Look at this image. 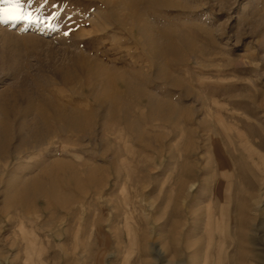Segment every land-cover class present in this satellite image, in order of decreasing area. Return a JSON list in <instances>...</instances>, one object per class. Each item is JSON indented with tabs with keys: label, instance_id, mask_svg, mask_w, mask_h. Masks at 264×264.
<instances>
[{
	"label": "rangeland",
	"instance_id": "1",
	"mask_svg": "<svg viewBox=\"0 0 264 264\" xmlns=\"http://www.w3.org/2000/svg\"><path fill=\"white\" fill-rule=\"evenodd\" d=\"M128 3L156 59L131 49L128 25L89 33L88 53L125 63L136 95L118 88L98 107L66 93L94 111L82 135L37 129L51 82L84 51L66 31ZM8 8L0 0V264H264V0Z\"/></svg>",
	"mask_w": 264,
	"mask_h": 264
},
{
	"label": "bare ground",
	"instance_id": "2",
	"mask_svg": "<svg viewBox=\"0 0 264 264\" xmlns=\"http://www.w3.org/2000/svg\"><path fill=\"white\" fill-rule=\"evenodd\" d=\"M127 6L129 12L125 15L127 17H125L124 15L123 17L121 15H118L119 13L117 14L116 11L112 8L110 12V19L105 22L106 24L100 28L98 24L92 26L91 24H89L88 26L80 27V29H69L67 31L65 30L67 36L72 39H78L79 37L84 38V40H81L82 42L79 43L80 50L84 51H79L74 55L71 65L65 69L64 75L59 78L61 88L57 86L53 87V82H51L50 86L52 88L48 90V93H46V97L43 99L42 104L36 108L37 112L34 124L37 129L42 128L47 133H50L55 131L53 127H56V129H64L67 132H71L74 134L82 133V129L79 127L81 120H87L88 118H90V116L94 114V111L87 112L85 108L83 109V107L80 108L81 106H76L72 101V103L70 101L67 102L65 100V96L67 95L66 93L82 97H91L94 104L98 107L103 106L104 102L107 101V97L109 96L111 91H117L118 88H121V92L126 95H136L135 93L137 92L136 90L138 88L134 89L131 80L127 79V77L125 78V76H123L125 74H122L123 70L121 68L125 67V63L120 62V60H112L109 56H106L107 48H101V50H98L97 54L95 55H93V52L88 53V51L90 52V50H94L93 44L98 39L96 36H91L89 33H97L99 31L104 32L107 27H109L111 30H123V28H125V26L127 27L128 25L129 31H126L125 35L131 42V49L135 48L136 46H143L144 48H146L145 51L147 56L151 60L156 59L157 55L154 53L153 43L151 42V39L146 36L147 34L145 35L146 30L142 26L140 19L136 13L135 3H128ZM35 21L38 20L35 19ZM120 44L123 45L124 43H119L118 41V46L116 48L117 51L120 50ZM166 54V52L160 53V55L163 57H165ZM128 56L132 57L131 53H128ZM130 65L131 64H129V66ZM31 108L32 106H27L23 111V116H26L31 111ZM10 112L12 114H15L16 109H5V111L2 112L3 118L6 119ZM2 126L4 128H8L9 125L4 120ZM22 126H26L25 122L22 123ZM84 130L85 128L83 129V131Z\"/></svg>",
	"mask_w": 264,
	"mask_h": 264
},
{
	"label": "snow or ice",
	"instance_id": "3",
	"mask_svg": "<svg viewBox=\"0 0 264 264\" xmlns=\"http://www.w3.org/2000/svg\"><path fill=\"white\" fill-rule=\"evenodd\" d=\"M6 2L9 4V8L7 11V17L8 19H15L17 10L19 8V0H6ZM5 13L0 10V22H6L4 20Z\"/></svg>",
	"mask_w": 264,
	"mask_h": 264
}]
</instances>
